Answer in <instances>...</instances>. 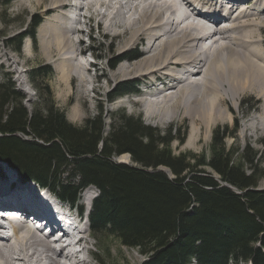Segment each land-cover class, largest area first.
I'll use <instances>...</instances> for the list:
<instances>
[{"label": "trees", "instance_id": "16d2710c", "mask_svg": "<svg viewBox=\"0 0 264 264\" xmlns=\"http://www.w3.org/2000/svg\"><path fill=\"white\" fill-rule=\"evenodd\" d=\"M31 19V31L9 43L15 53L25 36L34 38L41 20ZM41 75L47 79L52 73L41 67L29 74L39 93L31 112L13 85L6 90L0 85V163L21 181L68 202L94 186L98 195L89 214L91 232L136 249L142 264H264V192L255 191L264 171L253 162L255 154L227 149V132L218 128L206 158L175 155L171 143H183L180 129L163 134L121 116L106 132L101 109L73 127L48 86L38 83ZM129 84L117 85L116 96L131 94ZM172 131L177 135L170 136ZM124 154L132 166L113 162Z\"/></svg>", "mask_w": 264, "mask_h": 264}, {"label": "bare ground", "instance_id": "6f19581e", "mask_svg": "<svg viewBox=\"0 0 264 264\" xmlns=\"http://www.w3.org/2000/svg\"><path fill=\"white\" fill-rule=\"evenodd\" d=\"M128 2L133 5L128 8L130 15L124 17L120 10ZM15 3L19 8L36 4L42 12L51 14L48 22L39 27L37 37L44 54L62 55L60 67L55 69L65 86L75 78L80 92L86 95L85 85L99 82L98 75L89 77L90 67L95 65L85 59L80 38L82 23H95L99 29L102 27L104 37L111 38L112 47L117 42L119 52L114 59L118 62H114L115 69L109 74L103 71L100 76L110 82L116 79L143 82L145 90L138 91L136 103L127 101L133 106L144 104L148 119H190L185 147L196 143L200 127L209 135L218 121L228 120L231 109L235 110L234 102L245 95L253 96L254 104L259 103V112L242 126V135L264 144V50L261 49L264 0H16ZM198 3H206L212 11H199ZM217 3L220 5L215 7ZM237 5L242 7L238 9ZM72 36L77 37L76 42ZM139 42L143 44L137 55L139 60L132 61L127 53ZM74 54L81 60L73 58ZM0 63L15 72L17 61L5 52L0 54ZM71 119L76 122L79 117L75 114ZM36 186L0 185V208L48 217L52 222L48 193ZM51 200L54 202L52 197ZM69 209L57 216L51 227L67 236L75 231L78 239L73 245L78 251L65 254L57 241L49 242L24 231L12 238H0V264H93L97 257L89 247L92 232L83 228L81 221L73 220ZM12 229L17 231L15 227Z\"/></svg>", "mask_w": 264, "mask_h": 264}, {"label": "rangeland", "instance_id": "374dc122", "mask_svg": "<svg viewBox=\"0 0 264 264\" xmlns=\"http://www.w3.org/2000/svg\"><path fill=\"white\" fill-rule=\"evenodd\" d=\"M15 1L16 0H0V54L5 52L8 54V56L14 58L17 61V65L14 70L15 72H12L8 65H1L2 63H0V85L3 86V90H6L5 88H9L13 85V89L17 91L19 97L23 98L21 100L22 106L27 109L28 112L32 111L34 105L36 106V103L38 104L39 95V93L35 91L34 88H32L31 82L29 80V74L32 70L37 68H48L52 73L51 78L46 79L44 75H41L38 79V83L41 84V87H43L44 84L48 86L55 106L59 110L64 111L66 120L73 127H81L85 120L98 116V110L101 109L103 112L102 119L104 120L106 126V132H108L110 129V123L114 124L116 119L120 118L121 116L129 117L135 120L139 119L143 125L157 129L163 134H166V132L171 128H175V130L180 129L179 138H183V143L178 144L177 141H173L171 143L172 152L175 155H204L205 158L209 154V147L211 145L213 134L219 128L220 130L223 129L225 132H227V138L225 140L227 149H236L238 150L239 155L244 153L246 149H249L252 154H255L256 160L253 162L258 163L257 168H259L260 171H264V144L260 142L256 143L254 140L243 137L242 135V126L247 124L248 120H250L252 116H256L259 112V103L256 102V104H254L255 102L253 96L245 95L242 97V99L236 100L234 102L235 110L231 109L228 120L218 121L213 127H211L209 135H206L205 129L200 127L201 129L199 130L196 143L192 147H185L184 144L190 131V119L181 117H177L175 119H170L167 117L148 119L144 108L142 107L144 104L137 106L132 105L133 103H136L137 98L135 96L138 95V91L145 90L143 89L144 87H137L139 83L142 84L143 82H136L129 79H116L110 82L109 80L107 81L105 77L100 76L99 73H102L103 71L109 74L115 69L116 64L118 63H116L114 59H116L119 55L118 47H116L117 42H113L112 47L111 38L103 36V31L101 30L102 27L99 29L95 23H87L86 25L82 23V33L80 34L81 37H79L82 39V48L85 49L84 57L87 62L91 63V66L95 65V67H90L89 77L94 78L96 75L99 77V82L93 86H90L89 84L85 85L83 89L86 91V95H82L80 92L81 89L78 87V82L75 78H73L72 81H69L67 86H65L64 83L59 80V75H57L55 68L60 67V58L62 55L56 54V52L46 55L40 50L37 32L39 27L44 22H48L51 14L42 12V8L38 7L36 4L32 5L33 7L31 8H19ZM128 3L126 6L127 9L124 5V8H121L120 10V12L123 11L122 14L124 17H128V15H130L129 9L133 5L130 4V2ZM125 9L126 11H124ZM33 16H38L42 21L41 25L34 33V40L25 36L22 40L20 53H15L9 43L11 40L18 42V36L22 34H28L30 25L33 21L31 17ZM74 38L77 37L74 36ZM74 38L72 36V40L76 42L75 40L77 39ZM262 38L264 41V33H262ZM142 49L143 44L139 42L133 46L131 50H129L127 55H131L133 50H136L137 53H140ZM261 49L264 50V48ZM89 50L90 52H87ZM26 53L29 54V56L26 55ZM76 55L77 54H74L73 58H75L77 61H80L81 58L78 60V57L80 56ZM71 56L72 55H70V57ZM137 60L139 59L137 58ZM111 62H115L116 64ZM17 71H19V73H17ZM123 82L130 83V86H135V94L133 93L123 97H117V85ZM128 99L131 100L132 104L127 101ZM74 108L76 113H73V111H75ZM131 108L133 110H131ZM75 114L79 117V120L73 122L71 118ZM176 135L177 133L172 131L170 136L173 137ZM17 137L20 136L17 135ZM238 158L239 156L236 157V160ZM112 160L118 164L120 163L130 166L133 165L127 154L121 155L120 157L114 158ZM120 160H126L128 164L120 162ZM248 170L247 172H249ZM206 172L214 178V181L221 183L219 177L211 173L210 170H206ZM0 174L4 177L2 180L0 179V185L2 186H5L6 184L30 186L18 182L16 177L17 174L15 175V172L9 170L7 166L2 163H0ZM225 187L228 189L232 188L227 185ZM257 189L260 192H264V177H262L259 181ZM231 190L237 192V190L233 188ZM97 195V190H94L91 187L85 188L79 195L78 203L82 205L85 211H87L90 208L89 204L91 205L92 203L91 200L95 199ZM92 235L93 238L90 239L91 242L89 247L91 249L93 248L92 252L98 258L93 261V264L143 263L144 258L137 252L136 249H130L122 246L115 237H103L99 235L95 236L93 233Z\"/></svg>", "mask_w": 264, "mask_h": 264}, {"label": "water", "instance_id": "95a60500", "mask_svg": "<svg viewBox=\"0 0 264 264\" xmlns=\"http://www.w3.org/2000/svg\"><path fill=\"white\" fill-rule=\"evenodd\" d=\"M231 189V188H230ZM258 189H256L255 191H257ZM259 191V190H258Z\"/></svg>", "mask_w": 264, "mask_h": 264}]
</instances>
